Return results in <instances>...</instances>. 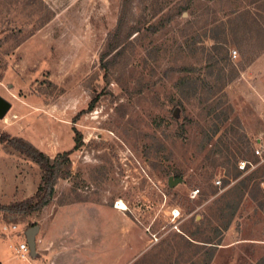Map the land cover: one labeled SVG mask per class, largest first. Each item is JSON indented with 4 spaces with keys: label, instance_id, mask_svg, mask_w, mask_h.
<instances>
[{
    "label": "rangeland",
    "instance_id": "1",
    "mask_svg": "<svg viewBox=\"0 0 264 264\" xmlns=\"http://www.w3.org/2000/svg\"><path fill=\"white\" fill-rule=\"evenodd\" d=\"M262 53L264 0H0V132L70 153L47 207L0 209V238L44 239L58 207L92 204L108 236L72 225V264H264V119L241 78ZM40 177L0 143V206Z\"/></svg>",
    "mask_w": 264,
    "mask_h": 264
},
{
    "label": "crops",
    "instance_id": "2",
    "mask_svg": "<svg viewBox=\"0 0 264 264\" xmlns=\"http://www.w3.org/2000/svg\"><path fill=\"white\" fill-rule=\"evenodd\" d=\"M254 71L260 72L259 83L256 84L254 78L250 80L251 76H254ZM253 74V75H252ZM246 82V92L243 94V98L246 101H250L253 109L258 113L260 118L264 119V53L257 57L250 66L241 73V78ZM241 80V79H239ZM37 188V187H36ZM36 191V190H35ZM25 198V197H23ZM26 199V198H25ZM93 205H66L58 207L51 216V224L45 225L44 230L46 234L43 235L44 239L37 238L35 240V247L40 251L38 254L21 256L18 251V244L13 243L11 240L0 238V263L2 264H72L74 260L73 252L71 251V235L73 230L72 225L77 223L80 225H88L90 230L94 225H98V221L93 213ZM47 207V206H45ZM44 207V208H45ZM98 215V213H97ZM100 226L99 229L95 228V232L92 229V236L95 235L99 238L107 237L108 228V210H102L99 212ZM47 228V229H46ZM16 229V227H15ZM71 241H70V240ZM45 243H48L45 245ZM101 248L103 247V241H100ZM107 255V253H106ZM106 255L100 254V261L106 260ZM30 259V257H35ZM104 257V258H103ZM30 259V260H29ZM72 259V261H71ZM100 262V263H101ZM102 264V263H101Z\"/></svg>",
    "mask_w": 264,
    "mask_h": 264
},
{
    "label": "trees",
    "instance_id": "3",
    "mask_svg": "<svg viewBox=\"0 0 264 264\" xmlns=\"http://www.w3.org/2000/svg\"><path fill=\"white\" fill-rule=\"evenodd\" d=\"M128 24L129 23L126 20V17H124L123 14L122 16L120 14L119 24L116 27L114 33H118L119 31L121 33L124 27L126 28ZM106 82L108 83L107 80ZM98 100L99 97H93L88 105V110H92ZM72 130L75 134V145L73 150H76L81 144V138L77 137V131L74 128ZM0 143H5L16 152L24 155L26 158L35 163L41 171L40 182L32 197L26 198L8 206H0V209L12 214H29L39 211L40 209L47 206L53 196L56 182L60 179H65L70 175L68 159L70 153L64 152L62 154L56 155L54 158H50L48 155L35 148L26 140L20 137H11L10 135L2 132H0ZM61 159H65L64 164L60 162Z\"/></svg>",
    "mask_w": 264,
    "mask_h": 264
},
{
    "label": "water",
    "instance_id": "4",
    "mask_svg": "<svg viewBox=\"0 0 264 264\" xmlns=\"http://www.w3.org/2000/svg\"><path fill=\"white\" fill-rule=\"evenodd\" d=\"M11 108V104L4 99L3 97L0 96V120H3L4 117L6 116V114L8 113V111ZM182 183V179L178 178V179H173L172 177H170L168 179V187L173 188L175 185H178ZM26 240L29 246V250H30V254L34 255L35 253V240H34V234L33 231H30L26 234Z\"/></svg>",
    "mask_w": 264,
    "mask_h": 264
},
{
    "label": "built area",
    "instance_id": "5",
    "mask_svg": "<svg viewBox=\"0 0 264 264\" xmlns=\"http://www.w3.org/2000/svg\"><path fill=\"white\" fill-rule=\"evenodd\" d=\"M236 56H237L236 51H232V52H231V57H232V58H236ZM255 154L258 155V154H259V151H258V150H255ZM246 164H247L246 162L239 163L238 166H237V165L235 166V170H236L237 168H238L239 170H244L245 167H246ZM235 179H236V178H235V175H232V180H235ZM216 184L219 185L220 182L217 181ZM198 193H199V190H194V191H192V195H193V197L197 196ZM13 229L15 230V227H13ZM18 251L20 252V254H21L22 257H23V256H26V255H27V256L29 255L30 250H29V246H28L27 240H26V242H22V243H20V244L18 245Z\"/></svg>",
    "mask_w": 264,
    "mask_h": 264
},
{
    "label": "bare ground",
    "instance_id": "6",
    "mask_svg": "<svg viewBox=\"0 0 264 264\" xmlns=\"http://www.w3.org/2000/svg\"><path fill=\"white\" fill-rule=\"evenodd\" d=\"M120 204V203H119ZM116 207H118V206H116ZM119 209H120V207H118Z\"/></svg>",
    "mask_w": 264,
    "mask_h": 264
}]
</instances>
